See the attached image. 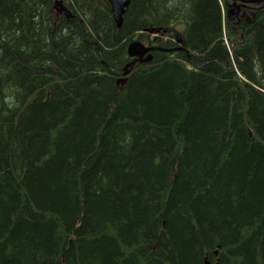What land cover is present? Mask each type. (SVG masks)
<instances>
[{"label": "trees", "instance_id": "trees-1", "mask_svg": "<svg viewBox=\"0 0 264 264\" xmlns=\"http://www.w3.org/2000/svg\"><path fill=\"white\" fill-rule=\"evenodd\" d=\"M58 1L0 0V264H264V4Z\"/></svg>", "mask_w": 264, "mask_h": 264}, {"label": "water", "instance_id": "water-1", "mask_svg": "<svg viewBox=\"0 0 264 264\" xmlns=\"http://www.w3.org/2000/svg\"><path fill=\"white\" fill-rule=\"evenodd\" d=\"M240 1L244 5H253V4H259L263 3L264 0H233V2ZM110 3V8H111V13L114 19V22L118 28H120L122 24V19L123 15L126 13L131 0H108ZM54 10L57 13H64L68 17L70 16L69 11L65 6L63 5L62 1L54 0V5H53ZM151 48L139 43V42H134L131 43L128 47V55L131 59H133L128 65L125 66V68L122 71V77L117 81V84L120 85L121 87L124 86L125 84V77L127 74L130 72L131 68L139 62H146L149 63L152 60V55H151ZM205 264H209L208 262H205Z\"/></svg>", "mask_w": 264, "mask_h": 264}, {"label": "bare ground", "instance_id": "bare-ground-1", "mask_svg": "<svg viewBox=\"0 0 264 264\" xmlns=\"http://www.w3.org/2000/svg\"><path fill=\"white\" fill-rule=\"evenodd\" d=\"M233 3H241V4H243L242 2H240V1H236V2H233ZM110 4V3H109ZM111 6V5H110Z\"/></svg>", "mask_w": 264, "mask_h": 264}]
</instances>
